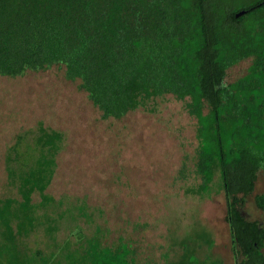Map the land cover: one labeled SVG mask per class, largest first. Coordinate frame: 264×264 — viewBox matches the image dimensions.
I'll use <instances>...</instances> for the list:
<instances>
[{
	"label": "trees",
	"instance_id": "trees-1",
	"mask_svg": "<svg viewBox=\"0 0 264 264\" xmlns=\"http://www.w3.org/2000/svg\"><path fill=\"white\" fill-rule=\"evenodd\" d=\"M223 2L0 0V75L61 66L105 119H118L164 94L183 101L195 121L191 171L198 179L186 192L207 195L215 183L233 264H264V227L240 212L264 169V5L231 17ZM243 60V72L225 80L226 70ZM36 133L25 152L18 138L4 153L20 200L0 199V264H33L23 240L38 222L31 196L49 198L42 192L61 139L42 126ZM253 201L264 210V193L254 194ZM186 236L170 264H221L195 255L200 245L211 249L207 232L194 231L192 241ZM67 264L138 262L134 250L118 240L89 245L80 255L68 252Z\"/></svg>",
	"mask_w": 264,
	"mask_h": 264
},
{
	"label": "rangeland",
	"instance_id": "rangeland-1",
	"mask_svg": "<svg viewBox=\"0 0 264 264\" xmlns=\"http://www.w3.org/2000/svg\"><path fill=\"white\" fill-rule=\"evenodd\" d=\"M225 1L239 7L251 0ZM246 63L228 68L225 80L240 75ZM194 124L183 101L170 94L151 98L118 119L101 118L61 66L0 75V199L20 200L16 180L6 172L8 146L22 138L25 152L38 126L61 135L42 192L49 198L31 196L38 222L23 240L33 264H67L68 252L80 255L89 245L118 240L134 250L138 264H170L179 253L177 242L186 235L192 241L196 230L213 241L209 251L204 244L196 249L198 258L209 255L233 264L222 192L215 183L207 195L186 192L198 182L191 171ZM259 193H264V169L240 210L264 227V210L253 201Z\"/></svg>",
	"mask_w": 264,
	"mask_h": 264
},
{
	"label": "flooded vegetation",
	"instance_id": "flooded-vegetation-1",
	"mask_svg": "<svg viewBox=\"0 0 264 264\" xmlns=\"http://www.w3.org/2000/svg\"><path fill=\"white\" fill-rule=\"evenodd\" d=\"M223 4H224L225 8L228 9V10H226L227 12L231 10V13L229 15L231 17H235L234 14L237 13L238 11H244V14H242V15H246L247 13H250L252 10H254L260 6H263L264 0H251L247 3L246 8H241V9L240 8L235 9V7H231L230 5H228V1L223 2ZM243 61H241V62H243ZM245 61H247V60H245ZM246 65H245V67H246Z\"/></svg>",
	"mask_w": 264,
	"mask_h": 264
},
{
	"label": "water",
	"instance_id": "water-1",
	"mask_svg": "<svg viewBox=\"0 0 264 264\" xmlns=\"http://www.w3.org/2000/svg\"><path fill=\"white\" fill-rule=\"evenodd\" d=\"M244 13V11H238L237 13L234 14L235 17H238L240 15H242Z\"/></svg>",
	"mask_w": 264,
	"mask_h": 264
}]
</instances>
